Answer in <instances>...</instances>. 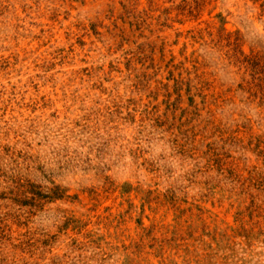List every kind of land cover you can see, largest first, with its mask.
<instances>
[{"label": "rangeland", "instance_id": "1", "mask_svg": "<svg viewBox=\"0 0 264 264\" xmlns=\"http://www.w3.org/2000/svg\"><path fill=\"white\" fill-rule=\"evenodd\" d=\"M0 264H264V0H0Z\"/></svg>", "mask_w": 264, "mask_h": 264}]
</instances>
